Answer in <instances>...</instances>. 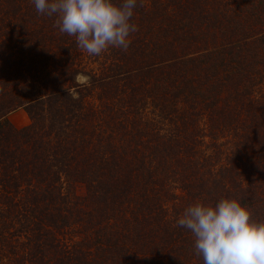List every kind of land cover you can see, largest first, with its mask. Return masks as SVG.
I'll list each match as a JSON object with an SVG mask.
<instances>
[{
	"label": "trees",
	"instance_id": "trees-1",
	"mask_svg": "<svg viewBox=\"0 0 264 264\" xmlns=\"http://www.w3.org/2000/svg\"><path fill=\"white\" fill-rule=\"evenodd\" d=\"M55 20L0 0V264H203L188 205L264 220V0H138L98 56Z\"/></svg>",
	"mask_w": 264,
	"mask_h": 264
},
{
	"label": "clouds",
	"instance_id": "clouds-1",
	"mask_svg": "<svg viewBox=\"0 0 264 264\" xmlns=\"http://www.w3.org/2000/svg\"><path fill=\"white\" fill-rule=\"evenodd\" d=\"M41 15L55 16L61 34L75 38L77 47L98 56L109 48L127 51L138 0H32ZM237 198L213 204L188 205L176 225L194 237V251L203 264H264V220Z\"/></svg>",
	"mask_w": 264,
	"mask_h": 264
},
{
	"label": "rangeland",
	"instance_id": "rangeland-1",
	"mask_svg": "<svg viewBox=\"0 0 264 264\" xmlns=\"http://www.w3.org/2000/svg\"><path fill=\"white\" fill-rule=\"evenodd\" d=\"M7 117L9 121L16 127H20L28 122V117L21 107L11 110L7 114Z\"/></svg>",
	"mask_w": 264,
	"mask_h": 264
}]
</instances>
